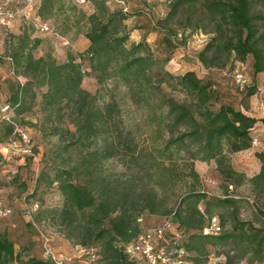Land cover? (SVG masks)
I'll use <instances>...</instances> for the list:
<instances>
[{
    "label": "trees",
    "instance_id": "16d2710c",
    "mask_svg": "<svg viewBox=\"0 0 264 264\" xmlns=\"http://www.w3.org/2000/svg\"><path fill=\"white\" fill-rule=\"evenodd\" d=\"M37 1V14L43 20L67 11L73 13L74 24L81 27L89 41L82 51L87 68L78 61L79 55L69 54L64 61L57 60L51 52L36 56L42 40L24 27L20 34H9L5 42L15 76L25 79L13 82L10 102H5L14 111L24 113L32 108L36 88H44L40 127L60 139L55 152L63 163L55 176L63 205L51 212L63 233L74 241V247L95 248L98 264H137L124 254V246L157 222L156 218L170 217L183 234L182 242L193 264H205L208 245L219 242L229 243L238 253L253 257L263 254L264 227L239 218L238 198L229 194L210 198L194 189L177 194L175 188L186 177L192 180L189 186L198 183L195 161H214L228 192L248 183L264 205V154L255 153L261 165L252 177L236 169L230 160L232 154L251 148L253 130L258 123L264 124V117L248 115L241 107L224 102L214 110L217 97L210 82L203 81L193 70L178 75L166 70L164 63L169 59L157 60L147 38L128 46L132 32L126 30V8L111 9L105 0H84L83 4H93V11L86 13L76 0L73 4H65L64 0ZM196 1L174 0L166 20ZM258 1L200 3L199 11L212 19L215 32L199 52L200 62L209 66L206 54L211 50L233 52L239 60L252 57L254 75L264 73V15L254 11ZM29 25L34 29L30 22ZM215 60L216 56L210 64ZM86 76L96 80L95 93L83 87ZM109 81L124 86L135 107L147 109L146 118L156 126L162 142L139 147L131 130L118 121L117 101L112 97L105 104L99 103L98 95ZM255 92L252 86L247 97ZM0 124L5 125L4 135L9 137L12 126ZM72 149L79 151L75 160L70 156ZM181 151L186 154L183 159L178 157ZM110 159L121 163L123 172H106L105 162ZM165 159L169 162L165 163ZM157 188H170V196L159 195ZM41 208L40 205L38 213ZM215 208L219 209L220 231L226 220L229 227L223 231L227 232L204 234ZM259 211L264 216V206ZM0 264L52 263L43 257L21 259L14 242L3 231Z\"/></svg>",
    "mask_w": 264,
    "mask_h": 264
},
{
    "label": "rangeland",
    "instance_id": "374dc122",
    "mask_svg": "<svg viewBox=\"0 0 264 264\" xmlns=\"http://www.w3.org/2000/svg\"><path fill=\"white\" fill-rule=\"evenodd\" d=\"M111 9L126 8V30L135 32L132 40L129 39L127 45L139 41L141 38H148V43L154 56L160 62L169 59L164 63L166 70L173 74H182L187 70H193L198 77L205 82H210L212 89L216 93V100L212 108L216 110L220 103H230L235 108L241 106L251 108L256 116L264 113V73L254 75L252 68V57L248 55L245 60H239L233 52L217 53L214 50L206 54L209 66L199 61V52L204 48L209 39L214 36V22L206 14H201L199 5L204 0H197L195 3L186 4L178 13L166 20L167 13L174 0H105ZM65 4L75 3L74 0H64ZM86 13L93 11V4L90 1L79 5ZM254 11L264 15V0L254 4ZM70 16V20H65ZM73 13L67 11L57 17L47 19L56 30L57 35L42 34L36 32L27 20L15 19L9 27H0V105L9 101L15 76L13 65L9 56L5 53L6 39L9 34H20L24 27H28L34 37L42 40L35 51L36 56L51 52L59 61H64L69 54L79 55L78 61H83V68H87V61L82 56L78 48L85 46L86 37L82 34L81 27L74 24ZM65 40L67 44H65ZM216 56L214 64H210V59ZM236 68H240L249 78V86L244 90H239L234 84L232 73ZM24 82L25 79L20 78ZM83 87L95 93L98 84L93 76H86L82 83ZM254 86L255 94L252 96L253 102L247 97V92ZM44 88H36V99L32 102V108L24 113L15 112V119L22 125L31 129L33 152L35 158H21L11 156L6 159L0 158V201L3 206L11 208V214L3 217L0 215V232L5 231L14 242L15 250L20 254L21 259L29 257H42L41 233L51 238L52 244L57 252L72 254L74 252V241L67 238L62 231V226L52 216L51 210L60 208L63 205V197L57 189L55 181L56 171L62 163L55 148L59 145L60 139L57 136H49L41 130L40 122L42 114L40 111L41 92ZM112 97L118 103V121H123L124 125L131 130L132 135L137 140L139 147H146L150 143H159L163 138L156 131V126L146 118L147 109H138L129 100L126 89L120 84L107 82L106 88L99 95V103L105 104ZM261 124V123H260ZM5 125L0 124V147L7 143L9 137L4 135ZM252 144L256 149L259 145ZM79 151L72 149L70 156L73 160L77 158ZM179 159L186 157L184 151L180 152ZM232 165L239 171L252 177L256 173V164L259 159L252 153H238L230 156ZM169 160L165 159V163ZM123 165L117 160L110 159L105 162L106 172L110 174L121 173ZM194 169L199 175L198 183L189 186L190 178L180 182L175 190L177 194H185L194 189L203 191L210 198H223L225 195L238 198L239 218L243 221H250L256 227H264V216L260 213L263 208V200H260L252 186L243 184L232 192H228L226 183L216 170L214 161H195ZM8 171H15L13 174ZM161 174V172H158ZM13 177V176H12ZM187 181V182H186ZM191 185V184H190ZM159 195L170 196L171 189H156ZM38 200L42 206L40 212L35 216L36 225L27 222L22 212L24 200ZM170 200L172 199L169 198ZM174 201V197L172 199ZM172 211L175 207L172 205ZM201 209L203 206L200 204ZM214 217L218 218L219 209H214ZM172 215V214H169ZM169 215H162L165 217ZM159 218V217H158ZM156 218L155 223H161ZM224 227L220 233L227 232L229 225L225 220ZM208 255L205 264H264V253L253 257L249 254L236 252L227 242H219L216 245H208ZM193 264V263H192Z\"/></svg>",
    "mask_w": 264,
    "mask_h": 264
},
{
    "label": "built area",
    "instance_id": "2783aa9c",
    "mask_svg": "<svg viewBox=\"0 0 264 264\" xmlns=\"http://www.w3.org/2000/svg\"><path fill=\"white\" fill-rule=\"evenodd\" d=\"M83 4L84 0H76ZM37 0H0V27H9L11 23L22 18L29 21L34 30L42 34L57 35L55 28L37 14ZM67 44V41L64 42ZM232 78L239 90L249 86V78L240 68L233 70ZM15 113L10 103L0 105V121L12 126V132L7 143L0 147L3 160L11 156L21 158H35L31 129L15 119ZM254 138L252 144H257ZM15 174V171H8ZM12 175V176H13ZM10 175V177H12ZM232 187H230L231 189ZM40 209V202L36 199H26L22 204V212L33 226L36 225L35 216ZM11 214V208L3 206L0 201V215ZM141 222L142 219H139ZM220 226L216 217L204 228V234H218ZM183 234L177 231L172 218H165L161 223H152L145 228L134 240L124 246L123 252L130 261L137 264H192L189 252L182 242ZM41 247L43 259L52 264H98L99 254L95 248L74 247L72 254L57 252L51 238L41 233Z\"/></svg>",
    "mask_w": 264,
    "mask_h": 264
},
{
    "label": "crops",
    "instance_id": "0c3cea01",
    "mask_svg": "<svg viewBox=\"0 0 264 264\" xmlns=\"http://www.w3.org/2000/svg\"><path fill=\"white\" fill-rule=\"evenodd\" d=\"M135 32H138V30H135L134 31V33L132 32V34H131V37H130V39L132 40V38H133V35L135 34ZM147 41H149V39L147 38ZM137 42V41H136ZM85 46L83 47V48H78V51L79 52H82L83 50H85L86 49V47L88 46V44H89V41H88V39L86 38L85 39ZM253 97L251 96V97H249V100H250V102H253V99H252ZM241 109L246 113V114H248V115H252V116H256L253 112H252V110H251V108H247V107H243V106H241ZM258 117H264V113H263V111H262V115H260V116H258ZM252 135L253 136H255V138H258L259 139V145L256 147V149H254L253 147H251V148H249V149H247V150H243V151H239V152H237V153H235V154H240V153H246V152H248V153H252V152H262L263 154H264V124H260V123H258L256 126H255V128H254V130H253V133H252ZM260 165H261V163H259V162H257V164H256V168H255V170H256V173H258L259 172V170H260ZM255 173V174H256Z\"/></svg>",
    "mask_w": 264,
    "mask_h": 264
}]
</instances>
